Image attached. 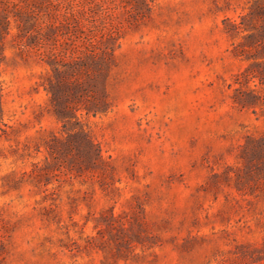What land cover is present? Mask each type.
I'll use <instances>...</instances> for the list:
<instances>
[{
    "label": "rangeland",
    "instance_id": "1",
    "mask_svg": "<svg viewBox=\"0 0 264 264\" xmlns=\"http://www.w3.org/2000/svg\"><path fill=\"white\" fill-rule=\"evenodd\" d=\"M0 264H264V0H0Z\"/></svg>",
    "mask_w": 264,
    "mask_h": 264
},
{
    "label": "trees",
    "instance_id": "2",
    "mask_svg": "<svg viewBox=\"0 0 264 264\" xmlns=\"http://www.w3.org/2000/svg\"><path fill=\"white\" fill-rule=\"evenodd\" d=\"M87 149H86V153H85V156H86V160L89 164H93L94 163V156L95 154L93 155V153H91V148H92V143L90 142V140L88 139L87 141ZM89 147V148H88ZM97 156V154H96Z\"/></svg>",
    "mask_w": 264,
    "mask_h": 264
}]
</instances>
